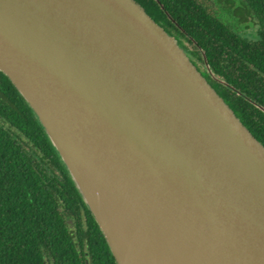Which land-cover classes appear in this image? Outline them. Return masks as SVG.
Segmentation results:
<instances>
[{"label": "water", "instance_id": "water-1", "mask_svg": "<svg viewBox=\"0 0 264 264\" xmlns=\"http://www.w3.org/2000/svg\"><path fill=\"white\" fill-rule=\"evenodd\" d=\"M0 70L117 264H264V145L136 0H0Z\"/></svg>", "mask_w": 264, "mask_h": 264}, {"label": "trees", "instance_id": "trees-1", "mask_svg": "<svg viewBox=\"0 0 264 264\" xmlns=\"http://www.w3.org/2000/svg\"><path fill=\"white\" fill-rule=\"evenodd\" d=\"M136 1L264 145V0H227L226 14L202 0ZM0 264H117L44 127L1 70Z\"/></svg>", "mask_w": 264, "mask_h": 264}, {"label": "rangeland", "instance_id": "rangeland-1", "mask_svg": "<svg viewBox=\"0 0 264 264\" xmlns=\"http://www.w3.org/2000/svg\"><path fill=\"white\" fill-rule=\"evenodd\" d=\"M208 7V9L212 12H217V13H221V14H226V5L227 0H202ZM248 21V20H247ZM246 22V21H244ZM244 22L239 21V25H241L242 28H244ZM244 30V29H243ZM249 36H254V32H252V27H248L247 29L244 30Z\"/></svg>", "mask_w": 264, "mask_h": 264}, {"label": "flooded vegetation", "instance_id": "flooded-vegetation-1", "mask_svg": "<svg viewBox=\"0 0 264 264\" xmlns=\"http://www.w3.org/2000/svg\"><path fill=\"white\" fill-rule=\"evenodd\" d=\"M182 49H183V47H182ZM184 50V49H183ZM256 104H258L257 102H256ZM263 111H264V108H262L261 106H259Z\"/></svg>", "mask_w": 264, "mask_h": 264}]
</instances>
